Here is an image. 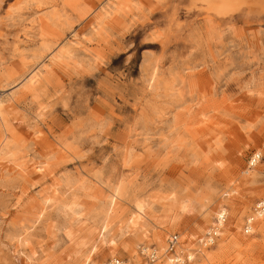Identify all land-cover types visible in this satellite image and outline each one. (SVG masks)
Listing matches in <instances>:
<instances>
[{
	"label": "rangeland",
	"instance_id": "374dc122",
	"mask_svg": "<svg viewBox=\"0 0 264 264\" xmlns=\"http://www.w3.org/2000/svg\"><path fill=\"white\" fill-rule=\"evenodd\" d=\"M227 7L0 0V264H264V2Z\"/></svg>",
	"mask_w": 264,
	"mask_h": 264
},
{
	"label": "bare ground",
	"instance_id": "6f19581e",
	"mask_svg": "<svg viewBox=\"0 0 264 264\" xmlns=\"http://www.w3.org/2000/svg\"><path fill=\"white\" fill-rule=\"evenodd\" d=\"M204 2H206L207 4H210L213 8H215L216 10V13L219 12V13H223L225 14V11H228L230 10L227 6H231L233 9L234 7V4L235 5H239L242 3L244 4L247 0H202ZM255 1L256 3H260V2H264V0H253ZM233 4V5H232ZM236 7V6H235ZM37 81V80H36ZM35 88V83L33 81H27L25 84H24V89H26L28 92L29 91H33ZM9 100V99H8ZM261 157V151H258L256 152L250 159V164L253 165V166H256L259 159ZM139 201V200H138ZM136 205L135 206V211L133 214H135L136 216H138L139 218L142 216V210H143V203L142 202H136L135 203ZM181 210L183 213H186L187 212V206L186 205H182L181 206ZM227 210L222 206V205H218L217 208H215L212 213H211V216L213 215V217L215 218L212 222L208 221V223L206 222L204 225H203V228H205L207 230V235H206V238L205 236L204 237H200L198 239V242L203 244L204 246H208L209 245H214L215 244V239H216V236H220L221 235V232L223 231V228H225V223H226V220H227ZM264 216V212H259V211H256L253 215H251L249 218H248V221H247V228H245V231L247 233H249L250 231H252L253 227L251 226V223L252 221L255 219V220H259V218L263 217ZM137 219V218H136ZM138 220V219H137ZM135 219H131L130 222H129V225L131 224H135ZM190 235V234H189ZM146 235H144L145 237ZM175 236L177 241H176V247H175V250L177 249L178 245V250L175 251L174 250V253L173 255L170 254V252L168 251V249L166 248H163V246L161 247V252L163 256H166L167 258V264H173V263H184L185 261H190L192 262L194 259H195V256H193L191 253H188L187 255L183 254L185 251V248L187 251L189 246H187L185 244V241H186V236L185 234L182 235V240H179V236L177 234L175 235H172L170 236L173 237ZM147 237V236H146ZM197 237H195L194 235H191L189 237V240H194L196 239ZM146 239V238H145ZM188 239V237H187ZM168 242V241H167ZM179 242V243H178ZM146 251V249H145ZM151 257L154 258V260H151ZM149 258L150 260L154 263L158 260V256L156 255L155 252H152L150 255H149ZM117 264H119L117 262Z\"/></svg>",
	"mask_w": 264,
	"mask_h": 264
},
{
	"label": "built area",
	"instance_id": "2783aa9c",
	"mask_svg": "<svg viewBox=\"0 0 264 264\" xmlns=\"http://www.w3.org/2000/svg\"><path fill=\"white\" fill-rule=\"evenodd\" d=\"M255 209L259 212H264V199L261 200V201H258L257 204L255 205ZM176 237L173 236L171 238L168 239V242H167V249L170 253H173L174 250H175V247H176ZM151 260H154L153 257H151Z\"/></svg>",
	"mask_w": 264,
	"mask_h": 264
}]
</instances>
